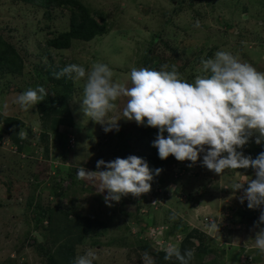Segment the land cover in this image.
Returning <instances> with one entry per match:
<instances>
[{
	"label": "rangeland",
	"instance_id": "1",
	"mask_svg": "<svg viewBox=\"0 0 264 264\" xmlns=\"http://www.w3.org/2000/svg\"><path fill=\"white\" fill-rule=\"evenodd\" d=\"M73 1L78 18L48 0H0V264H73L88 251L98 256L93 264H144L145 252L155 264H180L164 259L167 243L178 244L182 254L194 250L190 264H264L254 246L260 230L254 222L264 209L241 204L243 189H232L247 187L252 168L216 174L202 166L203 154L191 168V161L171 155L150 163L149 157L159 159L152 146L158 129L138 131L135 121L122 119L129 98H118L106 117L121 119L119 131L106 133L81 111L86 77L53 76L70 64L87 73L102 63L114 82L131 87L132 68L175 65L193 83L207 75L201 58L221 50L264 72V0ZM85 20L94 27L90 40L72 39L65 50L47 47V40ZM38 86L49 95L22 110L16 97ZM238 151L254 159L264 144L253 137ZM130 155L154 175L140 197L129 194L108 207L98 179L76 178L79 165L95 172L100 159Z\"/></svg>",
	"mask_w": 264,
	"mask_h": 264
},
{
	"label": "clouds",
	"instance_id": "2",
	"mask_svg": "<svg viewBox=\"0 0 264 264\" xmlns=\"http://www.w3.org/2000/svg\"><path fill=\"white\" fill-rule=\"evenodd\" d=\"M196 27H199L198 21ZM161 68L168 69L169 65ZM201 71L207 75H197L194 82L189 83L180 77L175 65L171 70L160 71L132 68L131 87L114 82L112 70L102 63H94L87 73L83 66L70 64L53 76L74 82L86 77L81 111L84 116L104 126L106 133L119 131L118 121L121 119L106 117L117 109L115 102L118 98H129L123 108L122 119L158 129L152 146L158 150L162 160L171 155L177 161H191L188 164L191 168L203 154L202 166L216 174H222L225 169L252 168L254 178L246 182L247 187L244 188L245 183H235L232 189H243L239 197L241 204L247 201L249 209H264V152L253 159L238 151L253 137L256 144H264V72L222 50L212 58L202 57ZM48 95L44 87L38 86L19 94L14 102L22 110L29 111ZM17 135L21 140L26 139L23 131ZM102 167L106 170L99 171ZM96 168L98 171L94 172L79 165L76 178L98 179V193L107 190L104 202L108 207L129 194L140 197L151 190L153 171L140 157H117L108 162L100 159ZM161 172L159 168L154 170L155 175ZM172 219H175V214ZM261 225H264V210L254 222V228L260 229L255 235L254 246L264 253V227ZM216 226L214 222L212 228ZM163 251L165 260L175 257L180 264H190L194 256L192 249H185L182 254L175 243H167ZM96 259V253L88 251L77 256L73 264H93ZM142 260L144 264H155L147 252Z\"/></svg>",
	"mask_w": 264,
	"mask_h": 264
},
{
	"label": "trees",
	"instance_id": "3",
	"mask_svg": "<svg viewBox=\"0 0 264 264\" xmlns=\"http://www.w3.org/2000/svg\"><path fill=\"white\" fill-rule=\"evenodd\" d=\"M21 1L26 2L28 4H32V2L34 3V0H21ZM38 1L39 0H36V3H39ZM48 1L50 2L49 6H55V7L57 6L58 8H64L67 11L71 12L74 17L78 18V16L75 13H73L74 11L73 5L76 6L75 1L73 0H48ZM91 29L93 30V32ZM94 34H95L94 27L93 28L91 27L89 20H85L80 25L73 22L72 26L69 27V30L67 33H58L56 37L50 38L49 40H47L46 45L47 47L52 48L54 50H65L69 47L70 41L72 39L88 41L93 37ZM143 63L145 64V62ZM55 72H58V70H56ZM56 80L58 81V79ZM55 104L58 105V102H56ZM145 124H146V121H145ZM146 129L155 130L156 128L142 126V125L138 126V131H143ZM165 135H168V134L165 132ZM148 159L150 163H153L155 160H156V163L162 161V159L160 158L157 159V157L156 159L155 157H149ZM0 160H2L1 157H0Z\"/></svg>",
	"mask_w": 264,
	"mask_h": 264
}]
</instances>
